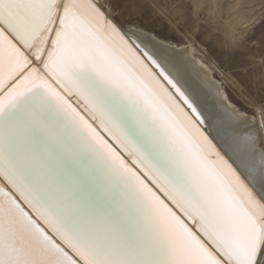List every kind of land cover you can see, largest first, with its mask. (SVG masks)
<instances>
[{"label": "snow or ice", "instance_id": "obj_1", "mask_svg": "<svg viewBox=\"0 0 264 264\" xmlns=\"http://www.w3.org/2000/svg\"><path fill=\"white\" fill-rule=\"evenodd\" d=\"M201 126L98 0H0V264H264L256 138Z\"/></svg>", "mask_w": 264, "mask_h": 264}, {"label": "rangeland", "instance_id": "obj_2", "mask_svg": "<svg viewBox=\"0 0 264 264\" xmlns=\"http://www.w3.org/2000/svg\"><path fill=\"white\" fill-rule=\"evenodd\" d=\"M102 1L126 29L194 45L238 110L264 113V0Z\"/></svg>", "mask_w": 264, "mask_h": 264}, {"label": "bare ground", "instance_id": "obj_3", "mask_svg": "<svg viewBox=\"0 0 264 264\" xmlns=\"http://www.w3.org/2000/svg\"><path fill=\"white\" fill-rule=\"evenodd\" d=\"M98 3L106 14L114 19L103 1L98 0ZM117 23L129 34L131 40L139 43L144 51L156 59L181 91L193 101L197 110L205 118L207 127L203 130L211 136L217 147L232 156L228 150L229 145H240L238 151L243 154V141L249 136H255V163H260L261 156H264V148L259 145L260 140L264 141V113L258 112L255 117H252L238 110L223 93L221 84L215 79L212 69L196 56L198 50L194 45L169 43L142 30L126 29L119 22ZM177 52H184L186 55L178 59L175 55ZM240 121H246V123H240ZM232 158L236 159L235 156ZM237 163L239 164V161ZM240 170L245 171L242 164ZM0 185L11 191L3 177H0ZM257 191H260L259 186Z\"/></svg>", "mask_w": 264, "mask_h": 264}, {"label": "water", "instance_id": "obj_4", "mask_svg": "<svg viewBox=\"0 0 264 264\" xmlns=\"http://www.w3.org/2000/svg\"><path fill=\"white\" fill-rule=\"evenodd\" d=\"M203 129H206V127L205 126H201Z\"/></svg>", "mask_w": 264, "mask_h": 264}]
</instances>
